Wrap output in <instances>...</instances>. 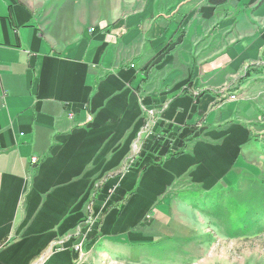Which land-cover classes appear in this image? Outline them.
I'll return each mask as SVG.
<instances>
[{"label": "crops", "instance_id": "0c3cea01", "mask_svg": "<svg viewBox=\"0 0 264 264\" xmlns=\"http://www.w3.org/2000/svg\"><path fill=\"white\" fill-rule=\"evenodd\" d=\"M109 1L88 20L75 1L0 0V264H32L55 240L43 264H104L112 250L88 238L78 261L71 235L142 120L181 132L183 151L118 179L100 237L128 232L125 217L176 180L214 189L239 171L257 121L241 92L264 78V0Z\"/></svg>", "mask_w": 264, "mask_h": 264}, {"label": "rangeland", "instance_id": "374dc122", "mask_svg": "<svg viewBox=\"0 0 264 264\" xmlns=\"http://www.w3.org/2000/svg\"><path fill=\"white\" fill-rule=\"evenodd\" d=\"M74 1L75 12L78 5L80 10L83 6L88 20L92 5H96L94 12L98 16L100 8L103 11L110 3L109 0H54L56 3ZM134 1L111 2L124 8L125 3ZM152 1L161 3L162 0ZM89 30L92 32L94 28ZM247 72L250 69L244 73ZM231 95L236 100V95L230 94L229 98ZM241 97L250 98L243 102L248 105L243 107V112L253 109L257 121L252 126L250 142L243 147L239 171L231 184L204 189L189 185L185 179L176 180L164 187L158 202L149 205L144 217L138 220L125 217L123 228L131 226L128 232L100 237V218L119 200L118 179L133 167L141 169L153 163V159L158 160L154 163H160L166 155L185 145L178 130L175 137L176 129L156 125L155 120H142L143 126L123 162V169L111 173L115 174L114 183L104 189L101 183L93 186L90 214L85 215L77 232L71 235H76V240L70 244L76 259L83 258V245L91 238L93 247L102 250L108 247L113 251L109 258L105 256L104 264H264V78L248 84ZM209 106L213 107V102ZM148 109L147 115L153 110ZM123 199L125 196L120 201L124 202ZM60 241H52L32 264H43L52 251L60 247Z\"/></svg>", "mask_w": 264, "mask_h": 264}, {"label": "trees", "instance_id": "16d2710c", "mask_svg": "<svg viewBox=\"0 0 264 264\" xmlns=\"http://www.w3.org/2000/svg\"><path fill=\"white\" fill-rule=\"evenodd\" d=\"M246 74H248V73H246ZM246 76V75H245ZM178 135V131L176 132V134H175V137ZM182 150L183 149H180V150H178V151H175V152H173L172 154H170V156H176V155H179V154H181L182 153Z\"/></svg>", "mask_w": 264, "mask_h": 264}, {"label": "built area", "instance_id": "2783aa9c", "mask_svg": "<svg viewBox=\"0 0 264 264\" xmlns=\"http://www.w3.org/2000/svg\"><path fill=\"white\" fill-rule=\"evenodd\" d=\"M230 98L235 99V96L231 95ZM31 162L34 164L36 162V158H31ZM42 256H44V255H42ZM36 264H38V262Z\"/></svg>", "mask_w": 264, "mask_h": 264}]
</instances>
